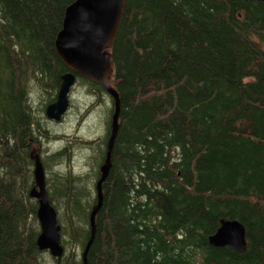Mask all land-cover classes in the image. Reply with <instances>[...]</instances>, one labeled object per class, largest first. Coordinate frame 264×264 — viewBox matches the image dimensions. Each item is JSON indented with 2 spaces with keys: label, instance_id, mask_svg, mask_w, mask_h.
<instances>
[{
  "label": "trees",
  "instance_id": "16d2710c",
  "mask_svg": "<svg viewBox=\"0 0 264 264\" xmlns=\"http://www.w3.org/2000/svg\"><path fill=\"white\" fill-rule=\"evenodd\" d=\"M73 1L0 0V264H48L30 197L31 147L47 130L30 93L36 83L53 102L70 71L55 41ZM111 51L121 124L89 263L264 264V2L126 0ZM70 159L64 147L42 161L52 168ZM52 176L65 250L82 248L54 260L84 264L97 191L93 199L86 174ZM224 219L245 226L244 252L210 244Z\"/></svg>",
  "mask_w": 264,
  "mask_h": 264
},
{
  "label": "water",
  "instance_id": "95a60500",
  "mask_svg": "<svg viewBox=\"0 0 264 264\" xmlns=\"http://www.w3.org/2000/svg\"><path fill=\"white\" fill-rule=\"evenodd\" d=\"M264 2V0H261ZM126 0H75L66 9L63 28L58 33L55 46L58 55L70 71L61 76L56 99L47 105L46 115L54 121H61L71 105V90L83 77L103 86L113 99L110 135L107 140V156L101 165V177L97 182L98 202L91 214L92 234L82 254L84 264L96 233V215L104 200L103 184L112 167L114 141L120 128L121 98L112 85L114 58L111 49L122 24ZM34 160V181L30 196L38 201L37 217L41 232L37 238L40 250H47L60 262L65 255L58 212L53 206L46 184V171L37 149L31 151ZM213 246H231L239 252L247 248L245 226L237 219H224L217 232L210 236Z\"/></svg>",
  "mask_w": 264,
  "mask_h": 264
},
{
  "label": "rangeland",
  "instance_id": "374dc122",
  "mask_svg": "<svg viewBox=\"0 0 264 264\" xmlns=\"http://www.w3.org/2000/svg\"><path fill=\"white\" fill-rule=\"evenodd\" d=\"M42 87L43 86H39L36 83L32 84L30 103L34 113L46 128L47 133L41 130V135L38 136V139L42 144L33 145L31 149L36 148L43 158L52 152L68 147L69 154H71L70 161L66 163L62 162V165L52 166V168L45 167L46 177L47 179L49 177L53 178L52 174L54 172L56 174L57 172H66L69 170H72L75 174H86L90 178L87 185L91 188L94 199L96 195L94 185L97 180L95 174L96 171L99 170L100 163H97L94 168L92 157L94 154H98L95 150H98L100 146L103 148V152L105 151L108 122L111 121L110 118L112 116L113 99L106 93L94 94L88 92V89L84 87L83 84L81 85L79 82H76L71 90V105L69 111L64 115L61 121H54L49 119L46 115L47 106L45 108L44 106L50 102ZM32 127H34V125H32ZM37 131L38 130H36V132ZM97 141H100L101 144L90 145L87 143ZM99 161L101 162V160ZM32 169L34 170V164L32 165ZM33 170L31 184H33L34 181ZM47 183L48 182H46V184ZM83 185L84 183H82L81 187H83ZM31 199L34 202L37 201L33 197H31ZM58 211L59 213H63L65 209L61 206ZM35 231L41 232V227L39 229L35 228ZM72 251L77 252L78 255L81 256L82 248L79 247L76 249L75 246L73 247L70 245V247L68 246L65 250V255H69ZM43 257L47 260L48 264H56V260H54V257L49 251H43ZM45 259L43 262H45Z\"/></svg>",
  "mask_w": 264,
  "mask_h": 264
},
{
  "label": "bare ground",
  "instance_id": "6f19581e",
  "mask_svg": "<svg viewBox=\"0 0 264 264\" xmlns=\"http://www.w3.org/2000/svg\"><path fill=\"white\" fill-rule=\"evenodd\" d=\"M101 173V172H100ZM38 202V201H37ZM39 205V204H38Z\"/></svg>",
  "mask_w": 264,
  "mask_h": 264
}]
</instances>
